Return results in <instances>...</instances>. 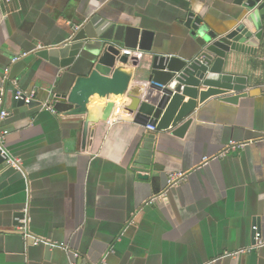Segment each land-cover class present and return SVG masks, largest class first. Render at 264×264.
<instances>
[{"label": "crops", "instance_id": "obj_1", "mask_svg": "<svg viewBox=\"0 0 264 264\" xmlns=\"http://www.w3.org/2000/svg\"><path fill=\"white\" fill-rule=\"evenodd\" d=\"M235 1L0 3V93L9 112L0 125L5 148L21 162L16 170L0 159V264H264V245L254 246L252 232L258 226L264 240V34L256 55L230 51L223 67L251 95L236 104L209 98L181 137L135 124L128 98L112 97L117 122L91 125L84 147L81 119L43 106L87 69L74 73L35 55L63 46L100 16L151 30L152 53L192 60L199 47L183 21L193 14L223 34L245 12ZM133 56L139 65L130 89L146 79L152 57ZM15 89L34 103L15 106ZM179 173L171 186L170 175ZM19 212L28 239L16 225Z\"/></svg>", "mask_w": 264, "mask_h": 264}, {"label": "water", "instance_id": "obj_2", "mask_svg": "<svg viewBox=\"0 0 264 264\" xmlns=\"http://www.w3.org/2000/svg\"><path fill=\"white\" fill-rule=\"evenodd\" d=\"M235 2L245 12L223 34L209 30L193 14L183 21L199 47L198 55L192 60L152 53L154 34L149 29L108 22L100 16L89 18L72 32L63 46L42 48L35 53L60 69L67 68L74 73L87 69L77 75L67 93L53 96V109L57 114L81 119L82 147L90 126L108 120L115 107L112 97L128 98L126 110L134 113L135 124L171 131L181 137L192 122L197 106L209 98L218 97L222 102L236 104L251 95L245 91L246 82L225 73L223 67L230 51L256 55L264 34V0ZM137 53H150L152 57L146 79L130 89L134 67L139 65L138 58L133 56ZM128 65L131 68H126ZM186 97L188 100L184 102ZM95 99L108 102L99 104ZM32 103L15 101V106ZM4 185L0 184V189ZM24 218L23 212L16 214V225L22 227L20 221Z\"/></svg>", "mask_w": 264, "mask_h": 264}, {"label": "built area", "instance_id": "obj_3", "mask_svg": "<svg viewBox=\"0 0 264 264\" xmlns=\"http://www.w3.org/2000/svg\"><path fill=\"white\" fill-rule=\"evenodd\" d=\"M4 1H6V0H0V3L1 2H4ZM76 30H78V27L75 28V31ZM17 59L18 58L12 59V62H15ZM7 71H8V69L5 70V73H7ZM12 93H13V98H14L15 101L23 102L25 105L30 104L34 100L32 94H27L26 92H24L22 90H19V89L13 90ZM43 107L46 108L47 110H49L51 113H56L55 110L53 109V102H51L50 104H47V105L44 104ZM118 113H119V108H115V112L112 111V113L109 116V118L106 121V123L108 125H111V124L116 123L117 120H118L117 119ZM8 115H9V112H8V110L4 106V93L1 92L0 93V124H1V122L4 121L5 118L8 117ZM147 127L150 130H154L153 127H149V126H147ZM6 135H7V131L0 125V157L2 158V160L4 161V163L7 166H10V167H12V168H14L16 170H20L21 169V162H20V160L17 159V158L12 157L11 154L8 152V150L4 146V142H5ZM237 146H240L241 147L242 145H238V144L236 145L234 143H231L229 145V148H234V147H237ZM182 177H183V174H181V173L170 175L169 184L171 186H173ZM25 221H26L25 219H23L22 221H20L23 224L22 227H25L26 226ZM252 232H253L254 246L255 247L263 246L264 245V240L261 237V233L259 231L258 226L253 225L252 226ZM24 237L26 239L30 238V236H29V234H28V232L26 230V227L24 228ZM40 242L41 243H45V244H49L48 242H46L44 240H40V239H35L33 241L34 244H37V243H40ZM248 251H249V249H246V250L240 251V253H246ZM78 256H79L78 253H76V252L73 253V257L74 258H78ZM71 264H75V263L73 262ZM97 264H107V262H106L105 259H101Z\"/></svg>", "mask_w": 264, "mask_h": 264}]
</instances>
